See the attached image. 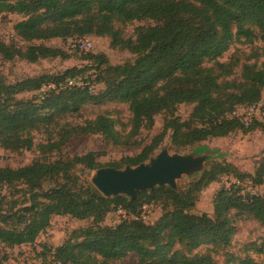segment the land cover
I'll use <instances>...</instances> for the list:
<instances>
[{
  "label": "trees",
  "instance_id": "1",
  "mask_svg": "<svg viewBox=\"0 0 264 264\" xmlns=\"http://www.w3.org/2000/svg\"><path fill=\"white\" fill-rule=\"evenodd\" d=\"M17 13L16 35L25 47L0 39V55L29 62L69 54L46 41L88 35L107 36L115 49L135 54L133 62L112 64L103 53H87L91 65L72 67L63 73H43L9 82L0 76V146L22 151L33 146V134H50L40 144L43 154L59 151L75 134L96 135L116 146L141 145L133 140L142 128H152L156 116L166 114L160 133L139 153L103 165L102 153L89 151L72 157L39 159L13 168L0 166V186H24L29 204L3 213L0 205V264H8L1 245L15 247L33 244L46 231L56 215L90 220L75 229L62 245L49 255L70 264H116L134 255L139 264H218L213 252L231 244L236 232L235 215L249 214L264 225V194L249 191L264 183V156L253 173H243L225 160L209 164L187 184L143 191L134 199L120 195L104 196L93 184L81 181L78 166L97 169L123 168L147 161L170 133L171 145L181 150L213 137L228 136L246 127L238 117L228 118L238 105L258 103L264 93V45L245 62L241 78L229 79L239 65L236 58L221 61L236 41L264 44V0H0V14ZM136 37L125 35L122 25L135 21ZM94 70L93 79L87 70ZM78 79L82 84H71ZM103 83L95 90V83ZM54 84L43 98L41 88ZM28 92L36 96L20 97ZM127 103L132 113L131 129L122 134L107 112L82 124L61 125L68 117H79L90 103ZM180 104L194 105L189 117L178 114ZM55 129L58 139H53ZM233 176L242 184L230 182L215 194L213 213H194L200 193L223 176ZM22 188V187H21ZM244 191V192H243ZM146 203H157L162 214L154 222L140 217ZM124 208L127 218L117 225L105 224L115 208ZM130 214V217H129ZM249 249L264 254V238ZM203 250H205L203 252ZM53 257V258H52ZM233 262V261H232ZM234 264V263H233ZM236 264H255L249 254ZM264 264V261L261 263Z\"/></svg>",
  "mask_w": 264,
  "mask_h": 264
},
{
  "label": "rangeland",
  "instance_id": "2",
  "mask_svg": "<svg viewBox=\"0 0 264 264\" xmlns=\"http://www.w3.org/2000/svg\"><path fill=\"white\" fill-rule=\"evenodd\" d=\"M23 19L21 14L5 12L0 14V39L7 43L15 42L22 47L26 43L21 40L15 33L14 25L16 22ZM153 24L152 21H135L132 24L120 26L125 35L136 37L135 29L138 25ZM79 36L71 37L66 40L55 38L46 41L47 45L57 46L63 48L68 54L69 58L64 59L61 57L53 59H41L38 62H29L25 59L16 58L14 60H5L0 55V76L5 77L9 82L36 76L43 73L58 74L63 73L66 69L72 67L87 68L91 65V61L87 57V53H103L108 56L112 64H124L126 62H133L136 58L135 54L128 50L115 49L111 46V38L107 36L88 35L94 42V48L90 51H81L74 46V40ZM262 41L251 43H241L236 41L232 44L230 49L223 55L221 61L229 62L232 58L239 61V65L235 67L234 73L229 79L239 80L241 78L242 65L245 62L253 63L257 61L261 63L262 58L250 60L253 52L262 47ZM94 70H87V76L90 74L93 79L97 76L93 73ZM104 84L99 81L95 83V90L103 88ZM36 96L34 92H28L20 95V97L30 98ZM262 98H264V93ZM194 105L180 104L178 106L177 114L183 119H187L193 111ZM109 113L116 122V128L122 134H128L131 129L132 113L127 103L105 101L100 104L90 103L86 106L83 114L79 117H68L61 121V125L70 127L75 124H82L85 119H92L100 113ZM166 119V114H159L156 116L155 123L152 128H142L140 133L133 138L141 145H120L116 146L107 143L99 134L85 135L75 134L71 136L66 143L61 146L59 151L43 154L40 149L41 143H46L50 134L45 131H36L33 134V146L29 149L22 151H11L4 149L0 146V166H10L13 168L28 165L35 160L39 159H55L58 157H72L74 155H82L89 151H96L102 153L98 161L103 164H109L114 161H119L122 157L133 156L139 153L144 145L151 141V139L160 133ZM264 124V122L262 123ZM58 132L63 129H55L53 139H58ZM169 134L165 137L161 144L162 148L168 147L171 153L177 152L181 154L193 153L198 150L214 151V155L206 162L205 169L213 161L225 160L228 163L234 164L237 169L243 173H253L260 161L264 156V128L263 126H256L252 130H237L228 136L213 137L197 143L193 146L177 150L171 145V138ZM154 153V155L156 154ZM198 153V152H197ZM106 167V166H103ZM96 169H88L84 166H78L76 173L81 181L92 183L91 178ZM196 177V176H195ZM195 177L183 176L178 181L179 187L187 184ZM236 177L223 176L219 181L211 183L201 193L196 207L193 209L194 213H213V201L217 191L227 186ZM250 186L251 182L248 183ZM94 185V184H93ZM248 186L249 191L264 194V183L262 185L251 188ZM22 187V188H21ZM24 186L17 188H9L0 186V205L3 207V213L10 208L15 210L19 209L26 203L29 204V195L26 194ZM146 218L142 217L143 209L141 210L140 217L146 221L154 222L162 214V208L157 203H146ZM130 217V214H129ZM120 214L117 208L112 210L105 219L107 225H117L122 220L126 219ZM236 232L232 238L230 245L223 247L217 252H213L214 259L218 264H236L239 260L244 259L247 254L253 258L255 264H261L264 261V254L258 253L255 249H249L253 243L259 245L264 238V225L253 219L249 214L235 215L234 217ZM90 223V220H79L70 215H56L52 219L50 227L40 233L37 240L33 244H23L15 247H7L1 245L2 253L8 255V264H53L51 257L48 256L49 250L62 245L68 240L71 233L78 228L85 227ZM0 224H3L0 220ZM205 250H203L204 252ZM53 258V257H52ZM116 264H139L131 255ZM233 261V262H232Z\"/></svg>",
  "mask_w": 264,
  "mask_h": 264
},
{
  "label": "water",
  "instance_id": "3",
  "mask_svg": "<svg viewBox=\"0 0 264 264\" xmlns=\"http://www.w3.org/2000/svg\"><path fill=\"white\" fill-rule=\"evenodd\" d=\"M214 154V151L208 150L185 154L171 153L168 147H164L138 165L97 168L91 181L106 197L125 195L134 199L139 193L156 187L169 186L178 189V181L183 176L195 177L202 173L206 162Z\"/></svg>",
  "mask_w": 264,
  "mask_h": 264
},
{
  "label": "built area",
  "instance_id": "4",
  "mask_svg": "<svg viewBox=\"0 0 264 264\" xmlns=\"http://www.w3.org/2000/svg\"><path fill=\"white\" fill-rule=\"evenodd\" d=\"M74 46L81 51H90L94 48L95 45H94V42L90 38L86 37V38L75 39ZM71 84L80 85L82 83L78 79H73V80H69L67 84L63 86H67ZM55 87L56 85L54 84H45L41 88L42 98L44 94L47 91H49V89L55 88ZM233 117H238L246 127H249L252 123L257 122V121L264 122V98H262L258 103H255L253 105H249V106L238 105L232 112L228 114V118H233ZM232 182H237V184H242L240 181L236 179H233ZM230 184L231 183H228L227 186H230ZM146 206L147 205H144L143 207V212H142L143 218H146ZM118 211L120 212L121 215H123L124 217H127V211L124 208L120 207ZM54 259L55 260L53 264H70V263L63 262L60 259H56V258Z\"/></svg>",
  "mask_w": 264,
  "mask_h": 264
}]
</instances>
